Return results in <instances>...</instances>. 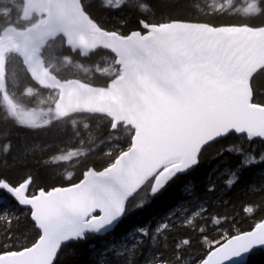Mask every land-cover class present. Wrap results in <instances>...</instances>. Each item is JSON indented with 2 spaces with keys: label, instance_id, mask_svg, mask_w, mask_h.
Segmentation results:
<instances>
[{
  "label": "snow or ice",
  "instance_id": "1",
  "mask_svg": "<svg viewBox=\"0 0 264 264\" xmlns=\"http://www.w3.org/2000/svg\"><path fill=\"white\" fill-rule=\"evenodd\" d=\"M212 149L236 163L199 193ZM257 167L264 0H0V264H250ZM177 183L178 207L112 239Z\"/></svg>",
  "mask_w": 264,
  "mask_h": 264
},
{
  "label": "trees",
  "instance_id": "2",
  "mask_svg": "<svg viewBox=\"0 0 264 264\" xmlns=\"http://www.w3.org/2000/svg\"><path fill=\"white\" fill-rule=\"evenodd\" d=\"M238 3V2H237ZM40 142L44 144H56L55 136L42 137L40 138ZM49 149V151H53ZM216 150L212 149L209 153L206 154V157L201 165V167L192 174L191 179L197 185V191L202 193L203 185L207 182V177L209 174H213L212 178L215 180L222 176L225 170L229 167L235 165L236 160L231 155L225 153L222 157H216ZM48 153H45L47 156ZM28 169L34 172H39L41 177L42 184H60L59 176L55 172H49L48 170L42 167V161L39 159V154L35 159H29L28 161ZM262 174H264V168L257 167L250 172L246 173V176L253 182L259 183L261 181ZM15 176L19 177L23 175L22 171H16L14 173ZM184 198V194L182 192L181 183H177L169 188L165 193H163L160 197H158L147 209L143 212L136 214L135 216L127 219L124 224L121 225L119 229H117L116 235L112 238L113 240L119 241L121 235L124 231L131 230L135 227L139 226H148L155 224L161 217L165 216L169 213L174 207H178ZM233 204L239 207L241 201L250 198L244 187H240L235 189L228 197ZM216 209H220L221 206L214 205ZM241 229H248L252 226V221L245 219L240 223ZM250 264H264V252L258 251L251 257Z\"/></svg>",
  "mask_w": 264,
  "mask_h": 264
},
{
  "label": "rangeland",
  "instance_id": "3",
  "mask_svg": "<svg viewBox=\"0 0 264 264\" xmlns=\"http://www.w3.org/2000/svg\"><path fill=\"white\" fill-rule=\"evenodd\" d=\"M238 3L242 2V0H237Z\"/></svg>",
  "mask_w": 264,
  "mask_h": 264
}]
</instances>
